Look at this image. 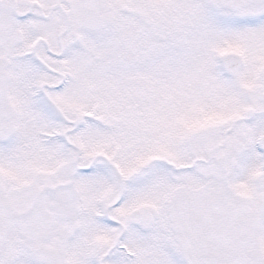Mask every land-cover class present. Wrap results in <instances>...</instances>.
<instances>
[{"label":"snow or ice","instance_id":"6c2138e0","mask_svg":"<svg viewBox=\"0 0 264 264\" xmlns=\"http://www.w3.org/2000/svg\"><path fill=\"white\" fill-rule=\"evenodd\" d=\"M0 264H264V0H0Z\"/></svg>","mask_w":264,"mask_h":264}]
</instances>
